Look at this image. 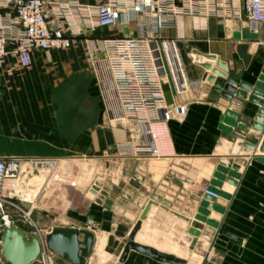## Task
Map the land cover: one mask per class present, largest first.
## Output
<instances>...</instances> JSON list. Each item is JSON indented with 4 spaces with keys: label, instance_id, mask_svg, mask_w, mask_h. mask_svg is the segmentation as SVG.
Masks as SVG:
<instances>
[{
    "label": "crops",
    "instance_id": "crops-1",
    "mask_svg": "<svg viewBox=\"0 0 264 264\" xmlns=\"http://www.w3.org/2000/svg\"><path fill=\"white\" fill-rule=\"evenodd\" d=\"M231 11L230 17L179 15L163 32L178 41L191 82L179 94L170 80L165 83L169 104L189 108L183 120L170 122L173 153L166 158L122 151L121 144L142 141L140 126L106 120L84 43L50 53L36 50L29 69L12 74L6 72L10 66L0 69V156L54 158L76 167L72 186L79 203L68 209V200H61L59 218L65 223L42 231L65 227L93 233L83 264H170L135 250L121 262L150 204L135 243L188 264H264V132L228 130L242 117L254 119L259 105L216 91L204 66H216L208 58L214 55L240 81L255 85L264 76V24H252L240 8ZM9 63L18 67L14 59ZM239 139L255 148L241 146L236 152ZM235 165L240 168L233 183ZM14 187L9 181L6 194L19 201ZM208 189L219 197L202 221L198 216Z\"/></svg>",
    "mask_w": 264,
    "mask_h": 264
},
{
    "label": "built area",
    "instance_id": "built-area-1",
    "mask_svg": "<svg viewBox=\"0 0 264 264\" xmlns=\"http://www.w3.org/2000/svg\"><path fill=\"white\" fill-rule=\"evenodd\" d=\"M237 8L252 24H264V0H0V69L10 66L6 69L9 74L29 69L36 50L50 53L68 50L75 42L84 43L106 120L140 126L142 141L123 143L122 151L166 158L173 153L170 122L183 120L189 108L187 104H169L165 83L170 80L179 94L191 82L178 41L163 32L173 28L179 15L230 17L231 10ZM108 29L115 32L105 33ZM10 59L18 67L11 66ZM58 166L56 159L0 156V215L5 220L1 232L9 225L18 226L11 221L8 224L10 207L26 215L6 194L7 183L18 181L24 168L53 173ZM206 194L219 197L209 190ZM26 233L37 235L42 245L32 264H70L48 248V232L37 227ZM0 264H8L1 240Z\"/></svg>",
    "mask_w": 264,
    "mask_h": 264
},
{
    "label": "water",
    "instance_id": "water-1",
    "mask_svg": "<svg viewBox=\"0 0 264 264\" xmlns=\"http://www.w3.org/2000/svg\"><path fill=\"white\" fill-rule=\"evenodd\" d=\"M208 58L212 61H216V66L211 67L209 64L204 65L211 71V75L208 77V81L213 83L215 90L218 92H228L229 97L236 95L237 97L245 100H250L252 103L259 105V111L255 115L254 119H248L246 117L241 118V123L236 124L235 121L230 123L228 130L233 133L234 127H237L239 131H249L252 127L257 132H264V76L255 84H249L239 79L229 76L225 70L227 69L226 63L217 59L214 55H208ZM219 78V79H218ZM252 93V94H251ZM239 139L236 145L241 143ZM242 144V143H241ZM243 146L251 149L255 148L253 143H243ZM260 151L264 153V137L260 144ZM240 166L235 165L234 171L231 173V182L236 183L235 178L238 177L236 171ZM222 171H226L222 169ZM223 177L222 175H218ZM210 192L219 194L215 189H208ZM216 197L210 194H206L205 201L202 203V217L198 216V219L204 221L205 216L210 213L206 208L213 209ZM151 208V204L145 210L141 221L136 225L130 239L125 247L121 262H124L131 250L138 251L139 253L147 254L159 261L170 264H188L187 260L176 257L174 255L162 253L150 247H146L134 242L137 232L142 226V221L146 219L147 214ZM185 218V217H184ZM188 220L187 218H185ZM91 224V223H90ZM81 235H84V239H80ZM2 241V254L8 264H32L35 262L41 252L42 245L37 235L27 234L22 228L16 225H9L1 232ZM94 235L93 233L82 230L79 228H65L57 227L53 228L46 235V243L50 250L55 252L65 261L70 264H83L89 257L93 248Z\"/></svg>",
    "mask_w": 264,
    "mask_h": 264
},
{
    "label": "rangeland",
    "instance_id": "rangeland-1",
    "mask_svg": "<svg viewBox=\"0 0 264 264\" xmlns=\"http://www.w3.org/2000/svg\"><path fill=\"white\" fill-rule=\"evenodd\" d=\"M56 160L59 161L58 159ZM75 169L76 167L73 166L67 168L65 164L61 166L60 161L58 168L53 173L38 170L30 171L24 168L25 171L22 177L18 181H13L15 184L14 193L21 197L22 200H14L13 202L25 212H31V217L36 222V225L32 224L29 217L16 207L8 209L12 215L10 221L15 222L27 232H35L37 227L41 230H49L51 227L65 223L59 218V210L64 204L63 202L60 204V201L68 200L65 203L68 209H74L73 207L79 203V193H77L76 187L72 186L74 183L77 184V180L73 178L76 172ZM27 175L28 177H26ZM30 179H35L34 184L30 182ZM42 186L45 187L36 196V192ZM14 193V199H16ZM4 222L5 220L0 215V240L1 226Z\"/></svg>",
    "mask_w": 264,
    "mask_h": 264
},
{
    "label": "bare ground",
    "instance_id": "bare-ground-1",
    "mask_svg": "<svg viewBox=\"0 0 264 264\" xmlns=\"http://www.w3.org/2000/svg\"><path fill=\"white\" fill-rule=\"evenodd\" d=\"M242 143V144H241ZM239 145H236L235 146V148H234V150L237 152V151H239V149L241 148V146H243V141L241 142ZM48 182V181H47ZM47 182H46V184H47ZM49 183V182H48ZM45 186H42V187H40V189H38V191H37V195H38V193H40L41 192V190L44 188ZM36 195V196H37ZM31 212H26V216L27 217H29V220H30V222L32 223V224H34V225H36V223H35V221L33 220V218L31 217ZM10 223V220L8 219V224ZM191 264H195V263H193V262H191Z\"/></svg>",
    "mask_w": 264,
    "mask_h": 264
}]
</instances>
